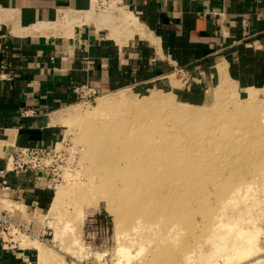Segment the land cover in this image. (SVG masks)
Returning <instances> with one entry per match:
<instances>
[{
  "label": "rangeland",
  "instance_id": "rangeland-1",
  "mask_svg": "<svg viewBox=\"0 0 264 264\" xmlns=\"http://www.w3.org/2000/svg\"><path fill=\"white\" fill-rule=\"evenodd\" d=\"M117 10L91 13L116 36L146 35ZM219 73L177 71L60 112L63 133L45 159L54 183L44 228L23 243L36 246L39 264H214L231 248L194 230L216 236L219 216L254 212L264 231V83ZM104 156L122 167L112 178L97 172ZM132 165L140 176L129 177Z\"/></svg>",
  "mask_w": 264,
  "mask_h": 264
},
{
  "label": "crops",
  "instance_id": "crops-1",
  "mask_svg": "<svg viewBox=\"0 0 264 264\" xmlns=\"http://www.w3.org/2000/svg\"><path fill=\"white\" fill-rule=\"evenodd\" d=\"M124 9L146 35H114L89 0H0V208H20L28 241L39 240L54 181L7 163L14 146L58 143L77 85L143 88L177 71L264 83V0H125ZM21 241L0 242V264H39L36 246Z\"/></svg>",
  "mask_w": 264,
  "mask_h": 264
},
{
  "label": "bare ground",
  "instance_id": "bare-ground-1",
  "mask_svg": "<svg viewBox=\"0 0 264 264\" xmlns=\"http://www.w3.org/2000/svg\"><path fill=\"white\" fill-rule=\"evenodd\" d=\"M116 11H118V10H116ZM126 12H129V11H126ZM110 101L111 100L106 99V100H103L102 103L109 105ZM136 157H138V156H136ZM101 159L102 160L100 161L101 163L98 165L97 172H100L101 175L104 174L103 178H112L116 174L120 173V171L122 170V167H120V165H119V161H108L109 160L108 156H104ZM178 161H179V159H178ZM102 162H103V164H102ZM126 163L128 164V162H126ZM131 167L132 168L129 167L130 170L128 169L129 170L128 174L129 175L131 174L132 176L128 175L129 177L135 178L137 175H139V176L141 175V173L136 172V166L132 165ZM150 200H152V198H148L149 205H150ZM151 203L154 204V206H156V200H153ZM57 204H59V203H57ZM52 209H54V208H52ZM249 212L251 213V211H249ZM247 214H249V213H247ZM255 214L256 213L253 212L249 216L246 215L245 217H247V219L244 218L245 214H243V217H238V218L231 217L230 219L229 218L225 219L223 216H221L224 218L223 219L219 216L218 219H216L212 224H215V226L218 225V226L222 227V228H220L222 232L220 231L218 226L215 228V226L211 225V226H213V229L215 228L213 230L214 234L217 233L216 231L219 230L216 236L215 235L214 236H208V237L203 239L202 236L201 237H200V235L197 236L198 233L195 232V230H194V232L190 231V232H193L191 234V237H193L194 239L199 238L198 240L200 242L204 241L206 244H207V242L205 240H210L212 243L217 242L218 248H219L218 243H220V245H223V246L225 245V247H222L223 249L227 248L226 245H228L231 248L228 251L225 250L226 253L224 251H222V249H221V253L216 255V256H218V257H216L217 258L216 262H215V260L213 261L214 264H254L264 254V251H263L264 249L261 247V242L264 241V239L261 237V235L264 234V231L262 233L260 232V231H262L261 229H263V228H261L262 224L260 227L258 225H256L258 222L253 224V222H254L253 218H255L257 215V214L255 215ZM263 217H261V218H263ZM256 219L259 220V216ZM217 220H220V221H218V224H217ZM226 220H228V222ZM248 222H251V223L248 225ZM223 227L225 228L224 230H222ZM211 230H212V227H211ZM21 240H22L21 242L24 243V236L21 237ZM198 240H197V242H198ZM208 243H210V242L208 241ZM201 247H204V246L202 245ZM187 253H189V252H187ZM43 255H47L45 250L43 251ZM188 257H189V254L187 255L186 259H188Z\"/></svg>",
  "mask_w": 264,
  "mask_h": 264
},
{
  "label": "built area",
  "instance_id": "built-area-1",
  "mask_svg": "<svg viewBox=\"0 0 264 264\" xmlns=\"http://www.w3.org/2000/svg\"><path fill=\"white\" fill-rule=\"evenodd\" d=\"M89 2L91 8L96 7L98 10H107L109 8L117 10L118 8L125 7V0H89ZM75 92L78 94L79 100L85 103L94 101L100 95V91L97 88L88 85H77ZM23 114L26 116H35L36 110L28 109ZM52 149L14 146L6 169L24 172L42 171L52 177V169L49 168L50 164L45 162V159L49 157V152ZM52 179L54 181L53 177ZM20 213L21 210L17 206L0 208V242L13 239L18 243L21 237L25 233H28L21 223Z\"/></svg>",
  "mask_w": 264,
  "mask_h": 264
}]
</instances>
